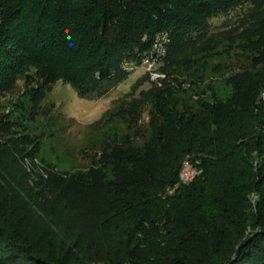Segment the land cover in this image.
Here are the masks:
<instances>
[{"label":"trees","instance_id":"16d2710c","mask_svg":"<svg viewBox=\"0 0 264 264\" xmlns=\"http://www.w3.org/2000/svg\"><path fill=\"white\" fill-rule=\"evenodd\" d=\"M161 33L174 85L131 100L139 142L37 160L27 122L54 84L101 98ZM20 79L26 102L0 110V264H264V0H0V94Z\"/></svg>","mask_w":264,"mask_h":264},{"label":"rangeland","instance_id":"374dc122","mask_svg":"<svg viewBox=\"0 0 264 264\" xmlns=\"http://www.w3.org/2000/svg\"><path fill=\"white\" fill-rule=\"evenodd\" d=\"M212 22L218 23L216 19ZM151 48L152 44L149 48L150 51ZM166 49L167 46L164 53L159 55L160 61L156 65L157 75L164 78L163 82L168 81L174 85L159 69ZM150 51L145 55L150 54ZM232 60L233 68L246 66L248 63V57L240 54H236ZM126 66H128L125 67L128 76L105 96L98 99L78 97L69 85L60 81L54 84L41 101L39 112L27 122L32 133L36 134L40 140L37 160H42L46 164L63 170L84 168L90 163L93 153L100 151L105 144L112 142V139L116 138L118 142L122 139L129 140L137 135H134L136 130L138 132L145 130L146 111L141 110L137 124L140 126L137 127L133 122L128 126L130 117L127 110L131 100L137 97L139 90H147L151 86H161L162 80L158 83L149 81L141 61L139 64L127 63ZM211 82H213L214 92L219 100L229 96L230 85L220 78ZM22 93L23 85L20 79L13 91L0 94V110L11 109V103L18 98L26 102L27 97L21 96ZM144 101V98L140 101L137 100L140 108H144L142 106ZM25 106L28 107V104L26 103ZM130 141L135 144L139 142L134 139Z\"/></svg>","mask_w":264,"mask_h":264},{"label":"bare ground","instance_id":"6f19581e","mask_svg":"<svg viewBox=\"0 0 264 264\" xmlns=\"http://www.w3.org/2000/svg\"><path fill=\"white\" fill-rule=\"evenodd\" d=\"M167 42H168V38H167L166 33H161L160 35H158L155 38V40L152 42V48H151L150 54L148 55L154 54L153 46H155V50L156 52L159 53V55L163 54L165 51ZM263 101H264V97H263ZM198 172L199 170L195 166H193L188 161V159L185 158L182 160L180 167H179L178 182L182 184L188 183L198 174Z\"/></svg>","mask_w":264,"mask_h":264},{"label":"built area","instance_id":"2783aa9c","mask_svg":"<svg viewBox=\"0 0 264 264\" xmlns=\"http://www.w3.org/2000/svg\"><path fill=\"white\" fill-rule=\"evenodd\" d=\"M154 47V54L152 55H144L141 59V62L144 65V70L148 75V79L151 82H159L164 78L159 77V75H157V68L156 65L157 63H159L160 58H159V53L156 52L155 50V46ZM264 103V101H263ZM186 163V162H185ZM185 165V164H184Z\"/></svg>","mask_w":264,"mask_h":264}]
</instances>
